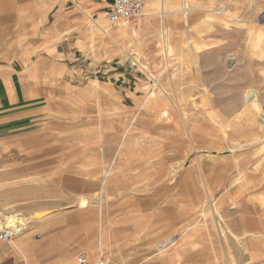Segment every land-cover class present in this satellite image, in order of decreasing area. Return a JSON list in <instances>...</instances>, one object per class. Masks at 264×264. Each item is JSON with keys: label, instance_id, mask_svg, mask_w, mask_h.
Here are the masks:
<instances>
[{"label": "rangeland", "instance_id": "rangeland-1", "mask_svg": "<svg viewBox=\"0 0 264 264\" xmlns=\"http://www.w3.org/2000/svg\"><path fill=\"white\" fill-rule=\"evenodd\" d=\"M17 1L20 6L29 0ZM84 1L65 0L63 7L54 9L55 5L49 11H39V16L36 10L19 7L17 18L12 17L17 21L15 27H1L3 53L16 47L17 57L2 56L1 61L20 62L21 53L28 50L26 65L43 59V71L52 62L60 64H54L51 75L40 83H49L51 104L57 103L49 106L50 119L55 120L49 129H63L60 141L65 140L67 145H90L97 141L104 144L106 136L124 125L115 121L122 115L131 119L125 123L130 128L129 136L138 126L157 131L156 122L149 120L148 115L163 116V110L169 112L161 118V138L170 145L162 160L172 162L174 176L204 184L194 186L192 200L197 205L194 221L201 215V226L205 224L210 234H214L213 242L220 257L218 264L225 262L221 258L223 251L234 264H264V129L257 123L258 111L264 113V0L237 2L229 9L231 18L224 21L202 11L210 6L221 7V0H186L201 10L191 16L185 27L181 19L170 20L168 42L173 53L169 54L170 66L166 71L164 43L155 17L140 18V15L113 24L107 18L112 0ZM181 1L166 0L165 3L176 8ZM93 4L106 7L108 4V7L96 10L91 8ZM7 15L14 13L5 10L4 16ZM32 22L34 25L29 28ZM99 22L111 25L113 35L117 26L126 24L138 33L141 44L137 45L133 38L111 39L103 35L97 30ZM116 40L125 50L119 49ZM58 44L65 48L66 55L53 52ZM234 55L236 66L226 69L222 62ZM112 67H123L134 73V84L130 85L133 98L121 95V91L125 92L121 82L118 91L111 89ZM57 68L61 70L56 71ZM29 74L25 70L19 77L25 83ZM43 75L46 77V73ZM149 92L156 93V97L160 92L162 95L156 102L152 100L154 103L148 111L144 109L140 113ZM61 96L68 98L61 103ZM220 120L229 126L219 127ZM231 125L237 126L236 129H231ZM232 141H253L258 145L233 155L228 147ZM82 156L88 157V154ZM196 188L203 191L202 199L197 196ZM243 214L250 216L247 225L241 218ZM213 217L217 218L222 236H227L224 240L214 230ZM1 219L0 231L6 223L5 215ZM29 220L25 223L29 224ZM240 227L241 231L236 233ZM229 229L234 234H229ZM246 231L257 237L259 256L251 255L253 247L245 248L242 233ZM238 242L242 245L241 252Z\"/></svg>", "mask_w": 264, "mask_h": 264}, {"label": "crops", "instance_id": "crops-1", "mask_svg": "<svg viewBox=\"0 0 264 264\" xmlns=\"http://www.w3.org/2000/svg\"><path fill=\"white\" fill-rule=\"evenodd\" d=\"M62 4L65 0H29L20 6L17 0H0V225L2 215L6 223V216L13 213L9 217L30 219L13 243L0 241V264H80L81 258L87 264H218V248L208 227L186 233L201 223V215L194 221L197 205L192 198L194 186L204 184L173 176L172 162L163 163L162 155L170 150L160 132L165 117L149 114L158 130L138 126L129 136L125 123L131 119L122 115L115 121L124 125L106 136L104 144L67 145L60 141L63 129H49L55 122L49 106L57 103L51 104L49 83H40L60 64L52 62L43 71V59L26 65L28 50H23L20 62L1 61L2 56L17 57L16 47L3 53L1 27H15L12 17L17 18L18 9L36 10L39 16V11ZM107 7L93 4L91 8ZM5 10L14 15L4 16ZM53 52L66 55L60 44ZM25 70L30 74L24 83L19 74ZM109 74L111 89L116 91L121 82L125 89L121 95L133 98L134 73L112 67ZM67 98L61 96V103ZM195 191L202 199L203 191ZM83 199L88 203L85 207L80 206ZM241 218L246 225L250 221L248 214ZM240 231L241 227L236 233ZM172 238L176 244L159 254L160 246ZM256 243L246 241L245 248H254L253 256L260 254Z\"/></svg>", "mask_w": 264, "mask_h": 264}, {"label": "bare ground", "instance_id": "bare-ground-1", "mask_svg": "<svg viewBox=\"0 0 264 264\" xmlns=\"http://www.w3.org/2000/svg\"><path fill=\"white\" fill-rule=\"evenodd\" d=\"M165 1L166 0H159V1L156 2L155 0H149V1L146 0V3L147 4L145 3V6L143 7V9H142V11L140 13V15L142 17L140 15L139 16H140V18H147V17L151 16V17H155L157 19V22H158V25H159V30H160V35H161V38H162L163 43H164L163 49H162V53L164 54V60H163V62H164V68H165V71H166L168 69V67L170 66V63H169V54L171 56L172 53H173L172 52L173 51V48H171V46H170V44L168 42V38H169L168 37V25L171 22L170 20H172V21L177 20L178 21V20L181 19L182 20V25L185 27V26H187L188 20L191 18V16L194 15L195 13L199 12V10H201V9H199V7L197 8L196 6L192 5L193 3L191 4L190 2H188L186 0H182L181 3H180V5H179V7L170 8V6H168L165 3ZM221 1H222L221 2L222 3V6L221 7H216L215 6L216 7L215 8L214 6L213 7L210 6V7L202 8V11L207 12L209 14V16H211L212 18H221L223 21L224 20H229L231 18V14H230L231 12H229V9L231 8V6L234 5V4H236L239 1H245V0H221ZM250 1L253 3L254 0H250ZM73 2H74V0H73ZM61 6L63 7L64 4H62ZM234 18L235 17H233V19ZM239 20H238V22H239ZM263 21H264V16H263ZM120 22H127V21H120ZM120 22H118V23H120ZM107 25L104 24V23H100L99 22L98 25H97V30L99 32H102L103 35L104 34L107 35L111 39L116 38L117 36L118 37H123V38H133L134 40L137 41V43H138L137 45H140L141 44V38L138 36V33L137 32H134L133 31V28L127 27L126 24L125 25L124 24H120L119 26H117L116 30H114V32H115L116 35L111 34L112 33V30H111V27H110L111 25L109 26L110 29H109V27ZM187 33L189 35V31L188 30H187ZM116 42H117L118 47H119L120 50H125L123 48V46L121 44H119V42L117 40H116ZM262 42H264V38H263V41ZM124 53L126 55H128V57L131 56L126 51H124ZM236 63H237V57L234 55V56H231V57H226L224 59V61L222 62V65L226 69L232 70L236 66ZM155 94L156 93H154V92H149L148 93L147 99H145L142 102V104H141V109L142 110L140 111V113L143 112L144 109H146L148 111L150 109L151 105L154 103V101L156 102L157 101V98L158 97L160 98L161 95H162L161 92H160V94L157 97H156ZM152 100H154V101L152 102ZM176 103H174V104H176ZM247 104H248V102H247ZM177 109H179V108H177ZM161 113H162L163 117H166V116L169 115L168 114L169 112H167L166 110H163ZM257 123H258V125H259V127L261 129H264V113L261 112V111H258ZM226 126H229V125L226 124L224 126V124L222 123V121L221 120L219 121V127L225 128ZM236 127L237 126H233V125L230 126V128L231 129L233 128L234 130L236 129ZM240 128L241 127H238V129H240ZM253 141H249L247 143H241L240 141H232V142H230V144H229L228 147H229L230 152L233 155H237L238 153L244 151L245 148H248V147H251V146H257L258 145L257 142H253ZM240 169H241V167H240ZM179 170L182 171L181 169H179ZM177 172L178 171L175 172L176 175H177ZM86 204H87V201L84 200V199L80 202V206L81 207L86 206ZM25 220L26 219H21L20 217H7V223H6L5 227L3 229H1L0 233L1 232H5L7 234V236L9 238H11V241L13 243L15 241V239H16L14 236L16 234H18V237H21L23 235L24 231H25V227L28 226V223H25L26 222ZM212 222H213V225H214V230L218 231V233L220 235L219 237L222 238V240H224L223 238H225L227 236L226 235H225V237L222 236V233L220 231V227H219L218 222H217V218L213 217L212 218ZM202 225H205V224H202ZM200 226H201V223H196L193 227L191 226L190 228H188L187 231H186V233H188L189 230H191L192 228H198ZM205 227H207V226H205ZM227 232L229 234H231V233L234 234L231 229L227 230ZM242 235H243V238H244L243 241H245V242L246 241L255 242L256 239H257L256 236H253L252 234H248L247 231L246 232H243ZM247 235H249L248 237H250V238H248ZM176 238H172V239H170V240L167 241V244L161 245L158 253L159 254H163L164 251H166L168 249L169 245L174 246L176 244V241H177ZM250 246H251V244H250ZM224 253H225L224 254V258H225L224 264H234L233 262H231V259L228 257V254L226 253V251H224Z\"/></svg>", "mask_w": 264, "mask_h": 264}, {"label": "built area", "instance_id": "built-area-1", "mask_svg": "<svg viewBox=\"0 0 264 264\" xmlns=\"http://www.w3.org/2000/svg\"><path fill=\"white\" fill-rule=\"evenodd\" d=\"M145 3L146 0H112L107 13V18L113 24L120 21H130L140 15ZM14 237L17 238L18 234H16ZM0 240L4 243L12 242L11 238H9L5 232L0 233ZM79 263L87 264V260L85 258H81ZM97 264L103 263L100 262Z\"/></svg>", "mask_w": 264, "mask_h": 264}]
</instances>
